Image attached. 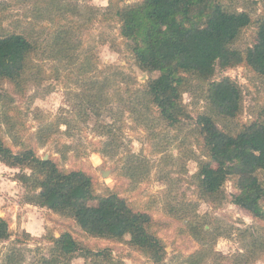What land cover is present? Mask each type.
<instances>
[{"label":"rangeland","instance_id":"1","mask_svg":"<svg viewBox=\"0 0 264 264\" xmlns=\"http://www.w3.org/2000/svg\"><path fill=\"white\" fill-rule=\"evenodd\" d=\"M139 1L0 0V34L23 32L37 44L21 84H0V133L15 153L33 149L62 169L86 171L97 194L117 193L148 213L164 246L163 260L133 246L130 236L95 237L73 218L28 203L17 178L33 170L0 159V216L11 232L0 244V264H39L51 258L54 240L64 232L82 250L109 251L99 258L77 253L71 264H264V220L234 203L233 180L215 196L200 191V163L208 155L195 121L212 114L221 128L236 133L264 118V79L245 65L215 75L230 77L243 91L241 114L225 120L205 98L210 81L187 75L183 104L194 119L168 125L158 107L139 96L149 75L136 64L115 16L118 8ZM223 1L252 15L254 23L235 43L244 51L255 40L264 0ZM57 41L71 44L68 57L55 55L66 47ZM259 175L264 185V169Z\"/></svg>","mask_w":264,"mask_h":264},{"label":"trees","instance_id":"2","mask_svg":"<svg viewBox=\"0 0 264 264\" xmlns=\"http://www.w3.org/2000/svg\"><path fill=\"white\" fill-rule=\"evenodd\" d=\"M115 16L136 64L149 75L143 94L137 95L153 102L161 119L170 126L183 118L194 119L183 104L187 75L210 81L205 98L214 113L225 120L241 114L243 91L230 77L217 80L215 75L245 65L264 79V17L255 22V40L243 51L235 43L254 20L249 11L232 9L223 0H140L118 8ZM59 44L66 47L58 53L53 51L55 55L68 57L71 44ZM36 49L37 44L23 32L0 34V84L19 86ZM155 73L159 75L153 76ZM101 102L98 99L91 106ZM195 121L208 155V160L200 163L202 195L222 193L227 181L233 180L237 190L234 203L264 220V185L259 175L264 169V118L243 124L236 133L221 128L212 114H199ZM105 128L106 134L113 135L112 126ZM0 159L8 166L33 170L31 176L17 178L30 195L28 203L73 218L83 231L95 237L120 241L130 236L133 246L156 262L163 260L164 246L151 231V216L136 211L117 193L97 194L93 178L86 171L62 169L55 160L39 157L33 149L15 153L1 133ZM10 236L9 222L0 216V244ZM54 241L51 258L43 257L39 264H71L77 253L99 258L109 252L82 250L70 232Z\"/></svg>","mask_w":264,"mask_h":264},{"label":"water","instance_id":"3","mask_svg":"<svg viewBox=\"0 0 264 264\" xmlns=\"http://www.w3.org/2000/svg\"><path fill=\"white\" fill-rule=\"evenodd\" d=\"M44 159H46V160H47V159H48V157H45ZM103 175H104V176H106V175H107V173L103 172Z\"/></svg>","mask_w":264,"mask_h":264}]
</instances>
